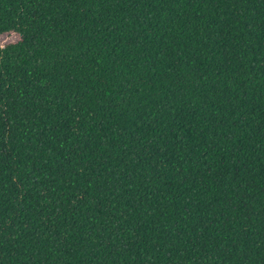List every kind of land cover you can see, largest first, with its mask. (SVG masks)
Here are the masks:
<instances>
[{
	"label": "trees",
	"instance_id": "trees-1",
	"mask_svg": "<svg viewBox=\"0 0 264 264\" xmlns=\"http://www.w3.org/2000/svg\"><path fill=\"white\" fill-rule=\"evenodd\" d=\"M0 264H264V0H0Z\"/></svg>",
	"mask_w": 264,
	"mask_h": 264
},
{
	"label": "rangeland",
	"instance_id": "rangeland-1",
	"mask_svg": "<svg viewBox=\"0 0 264 264\" xmlns=\"http://www.w3.org/2000/svg\"><path fill=\"white\" fill-rule=\"evenodd\" d=\"M19 39V36L13 33H5L0 35V46H4L7 43L15 42Z\"/></svg>",
	"mask_w": 264,
	"mask_h": 264
}]
</instances>
